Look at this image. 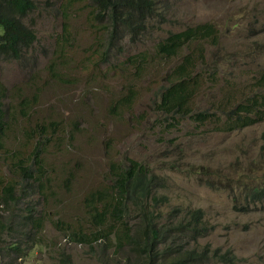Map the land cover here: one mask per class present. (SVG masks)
I'll list each match as a JSON object with an SVG mask.
<instances>
[{
  "label": "rangeland",
  "instance_id": "rangeland-1",
  "mask_svg": "<svg viewBox=\"0 0 264 264\" xmlns=\"http://www.w3.org/2000/svg\"><path fill=\"white\" fill-rule=\"evenodd\" d=\"M50 1L36 0L37 9L25 19L37 31L33 48L18 61L0 57L5 104L15 105L18 114L22 99L32 104L29 117L18 115L7 148L28 155L36 140L24 136L26 126L53 122L59 128L40 139L52 174L41 207L50 219L38 236L42 243L24 259L11 249L19 236L0 234V264H105L96 255L105 241L92 250L74 235L89 228L85 198L108 188L112 162L128 157L166 178L163 192L170 201L160 207L165 215L177 207L205 211L211 232L199 243H212L211 264H224L218 248L232 249L238 264H264V204L240 209L264 179V120L228 131L213 122L167 116L156 102L169 84L168 69L182 58L152 57L144 63L140 55L155 56L156 41L172 31L212 22L221 38L204 42L209 57L199 71L214 69L211 62L220 56L219 80L205 81L197 108L211 107L227 92L232 102L256 92L264 96V0H163L166 22L151 23L143 40L109 61L103 23L91 2ZM7 163L0 160V174L10 177ZM21 211L22 205L16 207ZM112 246L107 259L118 254Z\"/></svg>",
  "mask_w": 264,
  "mask_h": 264
},
{
  "label": "trees",
  "instance_id": "trees-1",
  "mask_svg": "<svg viewBox=\"0 0 264 264\" xmlns=\"http://www.w3.org/2000/svg\"><path fill=\"white\" fill-rule=\"evenodd\" d=\"M63 1V5L68 6L80 0ZM89 1L103 23L106 33L103 53L107 61L113 54L124 52L127 45L143 40L153 27L151 23L167 17L163 0ZM36 9V0H0V57L5 61H18L33 48L37 31L25 19ZM220 38L218 27L207 22L172 31L158 39L155 56L148 51L140 52L144 63L152 57L162 60L182 58L167 71L169 84L163 88L156 102L159 111L170 117L213 122L228 131L229 128L247 127L264 120V96L258 92L233 102L227 92L223 99L214 100L211 107L197 108L196 99L200 92L206 90L205 81L211 77L216 84L214 78L219 80L215 70L220 66V56L211 62L214 69L199 71V63L209 57L204 42L218 43ZM188 49L189 53L185 52ZM5 89L0 86V160L5 164L8 162L10 177L0 174V234L10 231L19 236L11 249L24 259L28 251L42 243L37 241L38 236L50 219L41 208L52 183V174L42 159L44 145L40 139L46 138L51 130L58 132L59 128L53 122L26 126L24 136L27 140H36L28 155L21 150L7 148L6 141L19 127L18 115L29 117L32 104L22 99L18 114L15 105L5 104L9 99ZM110 167V186L95 189L85 198L89 228L74 235L77 242L89 244L94 250V244L105 241L96 253L97 256L102 255L105 264H211L212 243L205 246L199 243L200 238L211 232L202 208L177 207L165 215L160 210L170 201V196L163 192L167 187L165 177L133 157L114 161ZM248 197L250 204L242 205V211H248L251 205L264 204V179L252 188ZM21 205L23 211L17 213L16 207ZM112 243L118 254H112L110 260V257L107 259L110 253L106 252L113 247ZM231 252L232 249L223 251L218 248V261L238 264Z\"/></svg>",
  "mask_w": 264,
  "mask_h": 264
}]
</instances>
